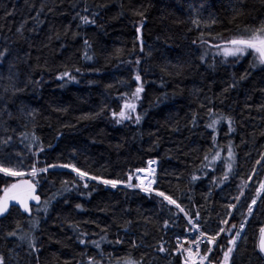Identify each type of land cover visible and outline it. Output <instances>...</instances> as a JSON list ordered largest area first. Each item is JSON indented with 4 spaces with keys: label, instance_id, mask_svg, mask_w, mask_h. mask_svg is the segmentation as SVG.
<instances>
[{
    "label": "trees",
    "instance_id": "obj_1",
    "mask_svg": "<svg viewBox=\"0 0 264 264\" xmlns=\"http://www.w3.org/2000/svg\"><path fill=\"white\" fill-rule=\"evenodd\" d=\"M85 4L100 12L95 27L80 23L77 12ZM42 5L44 11L37 24L32 17ZM8 12L13 14L7 15ZM25 20L28 22L21 37L16 29ZM262 21L264 0H0V47L10 49V57L0 64V85L7 84L10 73L16 74L22 83L39 82L28 83L26 92L9 104L13 118L4 115L0 121L7 122V134L13 136L7 151L23 154L26 164L33 159L25 147L27 141L19 140L21 132L33 130L32 125L24 128V118L16 111L23 105L36 113L34 131L45 147L40 153L41 164L74 163L93 175L124 179L128 171L147 168V162L156 159L159 163L154 187L179 197L186 208L199 209L207 225H215L224 215L226 202H235L232 195L237 192L241 177L247 179L256 167V176L244 189L245 195L238 205L243 211L245 200L256 196L253 185L264 181V161L259 166L255 164L264 152V110H259L264 104V68L250 69L251 56L238 63L223 64L219 56L213 59L209 55L207 62L202 63L200 57L204 53L197 43L213 36L246 34V26ZM141 23L143 29L138 33ZM141 36L143 52L139 47ZM85 38L91 43V61L83 56ZM25 52H31V56H25ZM136 58L141 60L139 70L144 82L143 98L137 109L142 120L139 125H118L111 119L110 111H119L123 93L130 94L138 86L133 78L136 66L127 63ZM209 63H215V67H208ZM76 67L81 74L74 72ZM66 69L73 71L78 83L56 79ZM245 72L248 77L225 92L232 79L239 80ZM208 107L230 114L239 122L236 132L231 133L237 156L234 170L239 175L234 179L230 175L223 186L213 185L211 179L220 172L226 151L216 165V173L208 171L207 178H203V172L198 170L204 153L212 148L211 129L205 127ZM102 108V114L95 116ZM87 114L94 118L83 119ZM194 114L197 127L191 124ZM226 128L223 122L218 126L221 146L229 139L225 136ZM193 174L202 178L192 181ZM73 179L79 178L70 169H52L37 188L42 202L53 199L37 231L39 264H77L82 251L87 255L96 251L92 247L84 249L76 242L75 233L68 227L73 222L84 231L97 233L89 239L99 240L100 229L105 226L109 241L117 234L121 236L123 245L102 242L105 259L111 264L129 253L134 258L146 254L145 264H177L179 257H157L152 248L161 237L171 246L173 231H183L180 227L162 230V222L169 213L159 198H149L139 190L105 188L97 181H88L89 188L80 190L86 193L95 186L91 198L72 192L67 194L68 203H64L65 197H54L62 180ZM260 200H264V192L257 200L260 211L253 213L245 228L247 250L241 254L243 264H264L253 252L259 230L264 227V206ZM77 203L84 206V211L75 209ZM239 219L233 213L230 223ZM126 220L132 223L125 225ZM13 227L12 221L0 224V253L5 255L6 264H35L27 255L26 246L18 247L5 239L4 233ZM130 240L142 243L143 247L132 248Z\"/></svg>",
    "mask_w": 264,
    "mask_h": 264
},
{
    "label": "snow or ice",
    "instance_id": "obj_2",
    "mask_svg": "<svg viewBox=\"0 0 264 264\" xmlns=\"http://www.w3.org/2000/svg\"><path fill=\"white\" fill-rule=\"evenodd\" d=\"M107 6V5H104ZM99 7V6H97ZM53 9L49 8V11ZM44 11L43 5L36 11L32 17L37 24H40V16ZM12 12H8L7 15H12ZM137 15L143 16L142 12H137ZM77 16L81 25L93 27L97 26V18L100 16L99 11H94L90 6H85L77 12ZM25 20L17 29V33L23 37L24 27L27 24ZM215 23V21H213ZM102 27L103 25H99ZM143 29V23L137 28V32H141ZM35 32V28L32 29ZM243 35L234 36L228 39L222 37L213 36V40L216 42L210 43L208 40L201 39L200 43L208 46L212 51L213 59L215 56L221 58L223 64H234L243 60L245 57L251 56L252 63L250 69L257 67L264 68V21L255 26H246ZM27 39V38H25ZM85 51L83 56L86 60H93L94 56L91 53V43L85 38L83 41ZM193 43H196L195 41ZM31 47V45H30ZM140 51L143 52V39L140 37ZM119 51V50H118ZM25 56H31V52H25ZM10 57V49L8 46L0 47V64L5 63V58ZM207 53L200 57L201 62L205 63ZM129 64H135L134 80L137 82L135 90L130 94L128 92L123 93V103L119 111L111 110L110 116L116 124H124L129 122L139 125L142 120V115L137 111L139 101L143 98L144 82L139 70L141 60L136 58L134 61H127ZM208 67L214 68L215 63H209ZM74 72L81 74V69L76 67ZM249 73L245 72L239 80L233 78L228 88L238 87L239 83L248 77ZM57 80L67 82H76L77 76L73 74V71L64 70L56 76ZM7 84L0 85V121H3L4 115H7L9 119L13 118V112L9 110V104L14 102V99L27 90V84H38V81L28 80L27 82H20L16 74L10 73ZM111 87V85H109ZM205 107L204 104L200 105ZM251 107V106H246ZM105 109H101L95 116H100ZM259 110H264V104L259 106ZM16 111L19 113V117L24 118V128L27 129L29 125H32L33 130L23 131L19 134V140L21 143L27 141L25 147L28 148L33 159L30 163L25 162V156L21 153L8 152L13 144V136L8 135L9 127L7 122L4 121L0 124V183L3 184L2 192L0 195V224L8 221H12L14 227L4 233L5 239L16 244L18 247L26 246L28 249L27 255L31 256L35 264H39V252L40 248L37 244V231L41 227V219L47 217L49 208L52 205L53 199L47 198L43 202L41 201V195L38 194L37 188L42 180L47 179L50 170L52 169H70L72 173L76 174L79 179L62 180L60 182V188L54 193V197H65L64 203H68L67 194L76 192L78 195H84L87 198H91L92 192L96 190L95 186L92 191L81 192V189H88V181H97L98 184L103 185L105 188L113 190H126L130 189L135 191L139 189L147 197L153 196L159 198L160 204L167 210L169 216L164 219L161 225L162 230L173 231L180 227L183 231L176 233L173 231L172 243L169 246V241L163 237L157 243L152 245V248L157 257L162 256L165 259L171 257H180L177 264H243L242 253L246 251L247 233L245 228L248 224L249 218L252 217L254 212H259L260 209L256 207L257 200L260 193L264 192V181H260L257 185H253V191L256 193L255 197H249L245 200L243 205V211L238 205H240L241 198L244 197V189L252 183V177L256 176V167H253L251 172L247 175V179L241 177V183L237 185V192L232 195L233 202H226L224 205L226 211L223 216L219 217L218 222L215 225H207L206 220L201 219L199 209L186 208L179 197H175L173 194L166 192L165 190L154 187L157 184L156 169L152 165H157L159 162L156 159L149 160L147 168H137L135 171H128L124 179L119 178H104L90 174L76 166L74 163H43L40 161V153L45 151V147L39 137L36 135L35 119L36 113L34 110L26 109L25 106H19ZM207 123L205 127L211 129V151L204 153L202 162L199 165L198 170L203 172V178H207L208 171L213 173L217 172L216 165L221 162L222 154L226 151V156L223 157V162L220 163V172L211 179L213 185L223 186V184L230 180V175L234 179L239 175L234 169L237 165V156L234 151L233 142L231 139V133L236 132L239 122L234 119L230 114L216 111L215 109L208 107ZM83 119L94 118L91 114H87ZM225 123L227 128L225 130V136L229 137L226 144L223 146L218 142L219 130L218 126L221 123ZM192 127H197V115L194 114L191 119ZM69 125H65L68 127ZM177 131L179 129H176ZM62 134V133H61ZM244 141H242L243 143ZM9 161L6 163L5 161ZM264 161V152L256 159L255 164L261 165ZM146 173L147 175H141ZM55 174V173H53ZM12 178V179H4ZM201 176L193 174L191 176L192 181L201 179ZM83 181V183H81ZM261 206H264V200H260ZM75 209L84 211V206L80 203L75 204ZM175 209V211H173ZM103 210V209H102ZM127 211V210H125ZM41 213L44 217H41ZM233 213H236L241 217L238 221H233ZM219 215V214H218ZM19 217V219H16ZM96 223L95 221H91ZM183 222V223H182ZM89 223V221H84ZM131 220H126L125 225H130ZM207 225V226H206ZM99 227V225L97 224ZM70 227L76 236V242L83 246L84 249L92 247L96 251L87 255L82 251V259L77 264H111V261L105 259V253L102 248V242H108L113 245H123L125 241L119 234L109 241L107 238L108 228L102 227L100 232V239H89V236H95L97 233H89L80 228L79 223H69ZM124 232L127 234L128 228L124 227ZM223 237L224 239H221ZM132 248L143 247L142 243H137L135 240H130ZM253 252L258 254V259L264 260V227L259 230V239L255 243ZM111 255V254H108ZM155 258V257H154ZM146 254H141L139 257L134 258L131 253L123 257L121 260L116 261V264H145ZM0 264H6V257L3 253H0Z\"/></svg>",
    "mask_w": 264,
    "mask_h": 264
},
{
    "label": "rangeland",
    "instance_id": "obj_3",
    "mask_svg": "<svg viewBox=\"0 0 264 264\" xmlns=\"http://www.w3.org/2000/svg\"><path fill=\"white\" fill-rule=\"evenodd\" d=\"M228 38H231V37H228ZM228 38H223V39H228ZM204 40H208L210 43H214V42H216L215 40H213V38H206V39H204ZM197 46L199 47V49L202 51V53H204V55H205V53H207V57L209 56V55H212V51H214V50H210L209 48H208V46L207 45H205V44H202V43H200V41L197 43ZM153 168H155V167H153ZM156 169V168H155ZM257 172V171H256ZM143 175H147V174H143ZM90 182V181H89ZM91 182H93V181H91ZM136 190H139V189H136ZM245 191V190H244Z\"/></svg>",
    "mask_w": 264,
    "mask_h": 264
},
{
    "label": "water",
    "instance_id": "obj_4",
    "mask_svg": "<svg viewBox=\"0 0 264 264\" xmlns=\"http://www.w3.org/2000/svg\"><path fill=\"white\" fill-rule=\"evenodd\" d=\"M152 167H155V165H152ZM143 174H146V173H142L141 175H143ZM252 179H253V177H252ZM249 185H250V184H249ZM249 185H248V186H249ZM248 186H247V187H248ZM247 187H246V188H247Z\"/></svg>",
    "mask_w": 264,
    "mask_h": 264
},
{
    "label": "bare ground",
    "instance_id": "obj_5",
    "mask_svg": "<svg viewBox=\"0 0 264 264\" xmlns=\"http://www.w3.org/2000/svg\"><path fill=\"white\" fill-rule=\"evenodd\" d=\"M75 174V173H74ZM76 175V174H75ZM180 258V257H179Z\"/></svg>",
    "mask_w": 264,
    "mask_h": 264
}]
</instances>
